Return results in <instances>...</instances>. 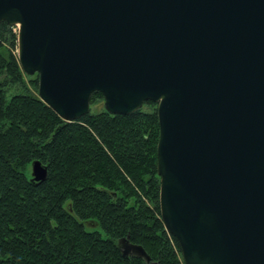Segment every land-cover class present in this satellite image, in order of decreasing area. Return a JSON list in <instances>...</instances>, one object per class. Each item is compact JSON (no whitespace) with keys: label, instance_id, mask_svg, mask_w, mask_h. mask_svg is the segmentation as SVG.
Instances as JSON below:
<instances>
[{"label":"water","instance_id":"1","mask_svg":"<svg viewBox=\"0 0 264 264\" xmlns=\"http://www.w3.org/2000/svg\"><path fill=\"white\" fill-rule=\"evenodd\" d=\"M3 22L65 122L95 93L114 115L157 104L161 218L185 264H264V0H0Z\"/></svg>","mask_w":264,"mask_h":264},{"label":"trees","instance_id":"2","mask_svg":"<svg viewBox=\"0 0 264 264\" xmlns=\"http://www.w3.org/2000/svg\"><path fill=\"white\" fill-rule=\"evenodd\" d=\"M25 86L18 33L3 22L0 264H185L161 218L157 104L114 115L95 93L89 114L65 122L39 96L13 95ZM36 160L48 167L40 183L27 176ZM128 237L150 263L123 257L118 241Z\"/></svg>","mask_w":264,"mask_h":264},{"label":"rangeland","instance_id":"3","mask_svg":"<svg viewBox=\"0 0 264 264\" xmlns=\"http://www.w3.org/2000/svg\"><path fill=\"white\" fill-rule=\"evenodd\" d=\"M14 31L18 33L19 28L17 26H14ZM36 79H38V75L29 76V75L25 74V84H26L25 87H26V89L15 88L12 92L13 95L17 94V93L28 92V93L32 94L33 96L38 97L39 96V87L37 89V88H35L34 84H32V81H34ZM38 86H39V82H38ZM103 106H104V103H103ZM146 107H148V106H145V108ZM153 108H155V107H153ZM92 110H93V112H96L97 109L92 107ZM27 176H29V177L32 176V167L31 166H29V168L27 170ZM98 229L102 231L101 228H98ZM102 233H103V231H102Z\"/></svg>","mask_w":264,"mask_h":264}]
</instances>
